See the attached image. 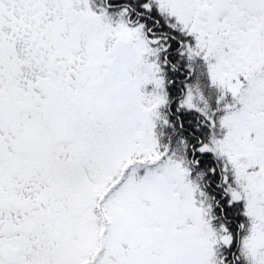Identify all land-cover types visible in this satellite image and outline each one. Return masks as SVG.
<instances>
[{
	"label": "snow or ice",
	"instance_id": "obj_1",
	"mask_svg": "<svg viewBox=\"0 0 264 264\" xmlns=\"http://www.w3.org/2000/svg\"><path fill=\"white\" fill-rule=\"evenodd\" d=\"M0 264H264V0H0Z\"/></svg>",
	"mask_w": 264,
	"mask_h": 264
}]
</instances>
